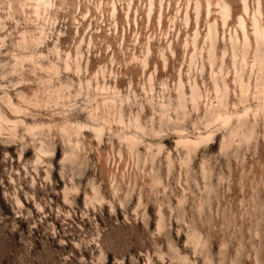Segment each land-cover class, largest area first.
Masks as SVG:
<instances>
[{"label": "rangeland", "instance_id": "obj_1", "mask_svg": "<svg viewBox=\"0 0 264 264\" xmlns=\"http://www.w3.org/2000/svg\"><path fill=\"white\" fill-rule=\"evenodd\" d=\"M10 2L0 264H264V212H252L264 206V41L253 29L254 16L264 29V0H247L248 14L242 0ZM85 84L89 122L133 131L109 145L103 126L74 118ZM129 84L150 101L136 121L122 105ZM146 119L173 130L149 139L135 131Z\"/></svg>", "mask_w": 264, "mask_h": 264}, {"label": "clouds", "instance_id": "obj_2", "mask_svg": "<svg viewBox=\"0 0 264 264\" xmlns=\"http://www.w3.org/2000/svg\"><path fill=\"white\" fill-rule=\"evenodd\" d=\"M0 4L3 5V7L5 8H10L11 2L10 0H0ZM86 75V74H85ZM84 91L81 92L80 95L78 96H74L72 99V103L75 106L74 109V118H81L83 117V119L86 122L88 121V106L91 104H95L96 100L95 99H90L88 96V88L90 87L89 85L85 84L83 86ZM94 91V90H93ZM127 91V96L123 99L122 101V105L127 106V111L129 112V114L132 113L133 109L137 110L136 115L132 116V120L136 121L138 120L139 117L144 116V109H145V104L150 103V101H148L146 99V97L144 95H137V92L134 91L131 87V85L129 84L128 88L126 89ZM81 96H83V99H81ZM79 100L80 103L76 104V101ZM103 106V104L101 105ZM92 124V127H95L97 124H100L101 126L104 127L106 134L108 135V140L107 143L109 145L112 144V141L114 139H117L124 131H128V132H132L133 129L132 128H125L123 126L118 127L116 129H113L112 125H120L121 121L119 118L113 119L110 122L109 121H97V122H89ZM173 126H175V124L177 122L173 121L170 122ZM180 123H183V121H180ZM156 131H154L153 128V121L152 119H146L145 120V124H144V128H136L135 131L136 132H141L144 131L145 135L148 136L149 139L152 140H158L161 137H165L171 134L172 132V127H169L168 125H164V126H156ZM170 177L169 176H165L163 178L164 181L169 180ZM161 186H163V183L161 184ZM129 186H125L124 188L121 189L122 192H124V199L125 200H130L131 195H133L134 193L130 190H127ZM121 207H124L123 203H121L120 205ZM260 211V212H264V206L260 207L259 209L257 208H253L252 212L255 213L256 211ZM198 214H202L200 212V209L196 210ZM194 220H196L197 223H199V218L197 217H193ZM147 223L145 224V228L147 229Z\"/></svg>", "mask_w": 264, "mask_h": 264}, {"label": "bare ground", "instance_id": "obj_3", "mask_svg": "<svg viewBox=\"0 0 264 264\" xmlns=\"http://www.w3.org/2000/svg\"><path fill=\"white\" fill-rule=\"evenodd\" d=\"M39 1H42V0H39ZM242 3H243V10H244V13L245 14H248V11H249V7H248V4H247V0H242ZM222 4V3H221ZM220 4V5H221ZM200 7V6H199ZM207 7H208V12L210 13V8H211V3H208L207 4ZM221 16H222V20H223V23L224 25H226L227 23V20L229 19L230 17V11H229V8L226 4H223L221 6ZM213 25V24H212ZM239 28L242 29V32H243V37H244V43L245 45L247 46L249 44V38H248V35H247V32H246V26H245V21L242 17H240L239 19ZM253 29H254V35H255V38H256V42H257V45L259 46L263 41H264V29L262 27V25L260 24L258 18L256 16H254V19H253ZM199 38V37H198ZM257 46V47H258ZM259 50V49H258ZM257 56H259V53L257 51ZM263 56V55H262ZM259 59V58H258ZM264 60V59H262ZM261 60V63L259 64V68H260V71L264 74V62ZM244 64V63H243ZM258 64V63H257ZM194 92V91H193ZM244 94V93H243ZM9 104V103H8ZM12 106V105H11ZM1 115V114H0ZM2 116V115H1ZM5 118V117H4ZM218 119H221L223 120L225 123H229L230 122V118L229 117H223V116H218ZM216 119V120H218ZM220 121V120H219ZM8 122V121H7ZM222 122V121H221ZM223 122V123H224ZM184 144H187V145H190V144H196L195 142L191 141V140H185L183 141Z\"/></svg>", "mask_w": 264, "mask_h": 264}]
</instances>
